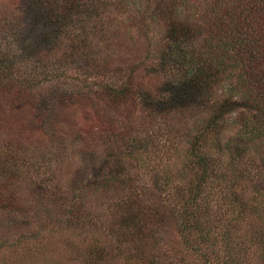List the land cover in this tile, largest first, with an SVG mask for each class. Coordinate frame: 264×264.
I'll list each match as a JSON object with an SVG mask.
<instances>
[{"label": "trees", "instance_id": "1", "mask_svg": "<svg viewBox=\"0 0 264 264\" xmlns=\"http://www.w3.org/2000/svg\"><path fill=\"white\" fill-rule=\"evenodd\" d=\"M207 1L209 10L202 28L179 15L182 0H16L15 4L20 3L23 10L11 22L13 26L8 32L12 37L3 44L1 35L0 96L5 93L18 98L24 93L27 96V90L34 82L30 81L31 74L19 70L35 65L36 72L48 75L47 69L37 71L40 66L36 63L42 59L51 66L52 79L64 78L53 89L57 92L71 91V103L75 106L80 104L78 108L84 104L96 105L98 101L107 106L110 102L131 101L142 109L144 115L140 112L139 116L147 119L146 123L150 122L135 133L127 131V139L123 140L127 144L124 143L126 147H123L118 143L120 133L115 134V128L104 127L96 119L94 125L101 133L98 139L103 146L97 150L94 144L86 142L83 147L85 162L92 164L93 168L98 167L97 175L100 176L94 179L96 188H88L93 189L106 204L104 210L109 208L107 210L112 213L109 215L113 217L114 230L110 228V234L116 236L112 245L119 249L132 248L139 252L148 242L150 232L147 229L155 225L163 213L167 214V219L176 221L178 232H183L184 238L185 234L187 236L194 231L199 235L200 243L207 240H211V244L216 243L210 229L204 231L202 225L191 220L193 214L186 203L178 213L170 204L162 202L155 187L139 182L138 168L143 167L139 162L141 153H153L160 149L159 144L162 147L165 143L168 147L171 140L165 137L161 142L160 136L168 131L163 126L164 121L173 115L184 122L186 112H206L193 130L187 129L185 134L181 132L186 142L181 153L197 170V183L189 191L191 205L200 199L202 182L214 171L215 155H230L236 159V166L243 175L237 176L236 172L232 178L244 181L248 176H255L260 179L258 188L261 195L264 194V0ZM129 4H138L141 9L127 11ZM152 21L161 26L157 36L161 45L158 54L153 52L152 58H157L156 63H149L146 68L148 76L159 77L160 82L153 84L156 85L153 88H144L141 77H136L138 63L142 60L134 62L132 58L115 52L122 44L139 46L148 38L155 39L150 31ZM24 39L34 40L37 50H24ZM67 70L70 74L77 72V75H82L84 81L75 78L70 84L69 79L66 80ZM39 73L35 75L40 76ZM0 100L5 102L7 99ZM67 100L58 99L57 95L52 101L53 109L57 111L56 108L60 109ZM13 104H20V99ZM234 112L238 117L232 128L227 118ZM75 115L86 130L87 118L82 114L81 118L79 112ZM63 118L71 124L77 120L76 116ZM234 128L237 130L230 135ZM55 129L54 134H48L47 138L57 141L56 136L61 135L62 130L59 125ZM226 132L228 139L222 142ZM112 135L116 147L110 150L105 142ZM72 152L73 149L71 155ZM19 155L17 151H5L0 158V169L13 170L12 176L5 181L9 191L12 189L10 183L19 181L20 187L27 182L29 176L23 172L32 167L31 160L16 158ZM52 155L54 160H59L57 152ZM16 169L19 175L14 173ZM41 183L37 184L38 187ZM52 191H44V196L52 199L53 203L70 201L72 212L78 213L75 215L77 223L85 227L83 223L89 221V213L79 212L82 210L78 201L80 198L83 201V198L68 201ZM165 204L169 205L168 208ZM161 206L166 210L161 212ZM104 210L91 213L93 223L89 226L101 228L98 223L106 214ZM67 223L76 224L72 218ZM184 242L193 248V244L187 240Z\"/></svg>", "mask_w": 264, "mask_h": 264}, {"label": "rangeland", "instance_id": "2", "mask_svg": "<svg viewBox=\"0 0 264 264\" xmlns=\"http://www.w3.org/2000/svg\"><path fill=\"white\" fill-rule=\"evenodd\" d=\"M15 1L0 0V38L2 35L3 44L6 39L12 37L8 32L9 27L13 26L11 22L23 10L22 5L18 2L15 4ZM208 2L182 0L179 15L204 28L203 19L205 20L209 10ZM139 9L141 7L138 4H129L126 8L127 11ZM134 22L137 23L136 20ZM160 28L158 22L152 21L150 31L155 35V39L148 38L146 43L139 46L122 44L115 52L132 58L134 62L142 60V63H138L136 77H141L144 88H153L160 82L159 77L150 78L146 68L149 63H156L157 58L152 57L153 52L158 54L161 45L157 38ZM23 46L28 52L37 50L34 40L24 39ZM36 64L40 66L37 71L47 69L48 75L36 72L35 65L19 70L31 74L30 81L34 82L32 87L28 88L27 96H24L25 93L20 98L11 93L0 96V99L9 101L8 103L7 100H0V158L5 151H17L21 155L16 158H28L32 165L29 170L23 172L29 176L27 182L20 187L19 181L10 183L11 191L6 189L5 181L12 176L10 173L13 170L10 172L0 169V264H264V194L261 195L262 192L258 188L260 179L255 176H248L244 181L233 179L231 175L236 172L237 176L243 175V172L238 170V165L236 166V159L230 155H215L212 163L214 171L202 182L200 199L192 204L196 207L191 205L189 191L191 186L197 183V170L181 153V148L186 143L181 132L185 134L187 129L193 130L199 120H202L205 111L186 112L184 122L174 115L164 121L163 126L168 131H164L163 136L161 134L160 141L164 142L167 137L172 143L169 142L168 147L165 143L162 147L159 144L160 149L150 154L141 153L139 162L143 167L138 168V173L139 182L155 187L162 202L170 204L176 212L179 213L186 203L193 214L191 220L202 225L204 231L210 229L216 237V243L211 244V240L200 243V237L194 231L187 236L185 234L184 238V233L178 232L176 221L167 219V214L163 213L162 218L160 214L161 219L155 218L156 224L147 229L150 232L148 242L139 252L133 251L132 248L124 250L113 246L116 236L110 234V228L114 230L111 223L113 217L109 215L112 213L107 210L109 208L104 210L106 204L91 189L96 188L93 182L100 176L97 175L98 167L93 168L92 164L85 162L83 147L86 142L94 144L97 150L103 146L101 139H98L101 133L94 125L96 119H99L104 127L115 128V134L120 133L118 143L122 146L126 143L123 140L127 139V131L135 133L147 127L150 122L146 123L147 119L139 116L140 112L144 115L142 109L131 101L110 102L109 106L102 101L92 106L82 101L84 105L78 108L80 104L75 106L71 103V91L57 92L53 89L56 83L63 81V76L52 79L51 66L45 60H38ZM68 72L67 70L66 80L69 79L70 84L75 78L84 81V77L77 75V72ZM36 73L40 76H36ZM136 82L141 83L139 79H136ZM57 95L58 99L69 101L67 100L60 109L56 108V111L52 101H55ZM17 99H20V104H13ZM78 112L80 117L82 114L87 118V129L92 128L91 131L82 128V122L75 115ZM66 115L71 118L76 116L77 120L74 124L68 123L63 118ZM237 117V112L228 116L229 127L233 128ZM58 125L62 132L56 136L57 141L51 137L47 138L48 134H54ZM234 130L237 129L234 128L230 135L235 133ZM227 136L226 132L222 142L228 139ZM114 139L112 135L110 140L105 142L110 150L116 147ZM51 142L53 144H50ZM72 149L74 155L70 153ZM54 152L59 154V160H54ZM245 159L246 156L241 160ZM233 160L235 162L232 164ZM23 168L24 165L20 170ZM14 173L19 175L17 169ZM150 179L152 180L149 183ZM38 183H41L39 186L42 188L38 187ZM52 189L53 193L65 197L68 201L83 198V201L81 198L78 201L82 210L79 212L89 213V221L83 223L85 227L77 223L75 215L78 213L72 212L70 201L53 203L52 199L44 196V191ZM90 200L92 202H88ZM167 204L165 205L168 208ZM103 210L106 214L101 216L98 223L101 228L89 226L93 223L91 213ZM164 210L166 209L161 206L160 211ZM71 218L76 224L68 225L67 220ZM184 240L193 244V248L186 245Z\"/></svg>", "mask_w": 264, "mask_h": 264}]
</instances>
